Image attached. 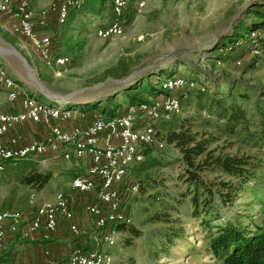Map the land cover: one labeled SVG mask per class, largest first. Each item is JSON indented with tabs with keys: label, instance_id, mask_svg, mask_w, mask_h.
Here are the masks:
<instances>
[{
	"label": "rangeland",
	"instance_id": "374dc122",
	"mask_svg": "<svg viewBox=\"0 0 264 264\" xmlns=\"http://www.w3.org/2000/svg\"><path fill=\"white\" fill-rule=\"evenodd\" d=\"M81 1L82 9L70 18V24L58 29L61 37L53 38L57 53L71 59L66 65L50 68L36 59L19 37L6 35V31L0 33V62L39 101L54 106L63 104L84 116L98 111L111 95L145 79L155 69L157 72L171 67L160 77H150L149 83L157 89L159 78L164 80L178 74L203 78L193 74L197 67L217 75V84L211 85L214 89L229 88L221 82L227 79L234 88L240 87L246 93L245 98L236 95L247 111V121L235 133L204 126L205 119H211L212 124L222 121L212 115L206 117L195 98L183 102L177 116L187 120V127L191 125L193 131L212 134L216 140L210 149H215L216 154H253L264 161V144L257 145L258 140L252 136L264 127V57L251 54L253 43H247V39L235 47L230 43L238 30L255 27L256 22L262 21L259 12L264 14V0H129V12L134 17L124 18L123 33L109 39L97 36V29L111 21L109 11L93 16L89 12L90 0ZM141 1L146 4L138 11ZM36 12L47 16L50 25L54 21L48 8L37 6ZM259 29L264 30V26ZM258 45L264 47V42ZM13 51L29 56L30 62L25 57L28 68L48 93L28 72L22 57ZM118 98L124 101L123 97ZM5 99L0 94V109ZM121 105L120 110L127 106ZM171 121L154 123L157 139L165 145L147 148L141 163L152 160L155 167L146 173L137 172L141 163L130 169V178H137L140 191L123 203V209L132 219L130 228L113 229L116 246L107 249L115 258L114 264H225L207 250L209 239L219 230L214 228L209 232L199 219L191 217V197L186 196L188 185L179 179L184 171L181 153L166 138ZM60 164L37 165L39 171L54 174L53 180L43 188L22 185L6 167L0 170V209H26L31 192L37 193L40 202L66 190L75 173ZM257 173L258 179L239 193L233 206H219L220 219L214 220V225L239 223L251 231H256L255 224L264 225V162ZM207 177L213 181L231 179L220 172L208 173ZM156 214L162 217L160 222L153 218ZM132 229L139 235H132ZM165 229L179 231L182 236L169 243L162 235Z\"/></svg>",
	"mask_w": 264,
	"mask_h": 264
},
{
	"label": "built area",
	"instance_id": "2783aa9c",
	"mask_svg": "<svg viewBox=\"0 0 264 264\" xmlns=\"http://www.w3.org/2000/svg\"><path fill=\"white\" fill-rule=\"evenodd\" d=\"M112 1L115 19L97 29V36L103 39L119 36L124 31L121 17L129 0ZM145 4L141 1L138 11ZM82 5L81 0H52L49 10L57 16L58 24L63 25ZM0 14L12 19L14 32L32 44L48 67L68 63V57H56L53 34L47 30L48 17L35 14L32 0H0ZM248 37L247 43H253L251 54L263 58L264 47L258 43L264 42V30H252ZM157 85L163 92L149 103L127 105L113 117H106L99 111L83 116L66 105L54 106L39 101L22 89L0 62V91L7 93L10 102L18 101L20 107L18 111L0 113V170L8 161L32 160L42 166L55 158L79 161L87 157L90 161L87 173L73 176L70 186L84 195L98 192L96 201L84 206L95 230L94 241L89 247L77 243L63 258L46 251L43 263L17 264H114L115 258L108 250L116 246L113 229L121 223L132 222L123 203L140 191L137 178H130V169L144 161L147 148L164 147L165 144L157 139L154 123L170 121L180 114L179 95L194 88L196 83L178 74L164 80L159 78ZM204 114L210 117L207 111ZM23 124L42 125L48 132L42 140H29L17 132ZM28 209L32 219L25 227L22 226L24 215L21 211L0 212V254L7 249L8 229L23 238H31L40 229L49 236L59 228L61 216L70 222V231L75 238L85 234L74 222V206L63 190L57 193L54 202L42 203L38 201L37 193L31 192Z\"/></svg>",
	"mask_w": 264,
	"mask_h": 264
},
{
	"label": "trees",
	"instance_id": "16d2710c",
	"mask_svg": "<svg viewBox=\"0 0 264 264\" xmlns=\"http://www.w3.org/2000/svg\"><path fill=\"white\" fill-rule=\"evenodd\" d=\"M89 3L91 15H100L102 11L107 10L110 13L111 21L115 19L112 0H90ZM133 15L134 13L131 14L129 7H127L121 18L128 17L131 20L134 17ZM259 15L262 21L256 22L255 24L257 25L255 27L246 26L241 29L243 33L238 30L239 33L234 34L231 39L232 42H230L233 47L244 41L247 35H250V31L264 26V14L259 12ZM67 24L70 23L67 21L65 25ZM69 44L71 43L68 42ZM69 48L72 49L73 47ZM58 54L65 56L59 52ZM167 68L171 67L157 69V72L155 69V73H149L145 79L139 80L122 91L111 95L98 111L106 117H113L120 111L121 104L138 105L151 102L152 99L158 97L156 95L162 94L163 91H161L159 86L155 89L152 83H149V79L151 76L160 77ZM195 69L196 71L193 74H200L203 78L195 75L187 77L195 82L196 86L179 95L181 102H190L191 98H195L197 107L200 110L207 111L210 117L212 115L222 121V123L216 122L212 124L211 119H205L204 126L213 127L220 132L235 133L237 128L240 125H244L247 121V111L237 100L236 94L240 98H245L246 93L240 91V87L234 88L227 79L221 82L227 84L229 88L224 91L214 89L211 85L217 84V75L197 67ZM145 83H147L146 87ZM155 92H158V94H155ZM146 93L150 95L145 96ZM119 96L120 98L123 97L124 101H120ZM187 122V120L176 115L172 119L171 124L167 126L166 138L168 143L174 144L181 153L184 171L179 176V179L188 185L186 196L191 197V217L199 219L201 226L208 229L209 232L214 228L219 230L218 233L209 239L207 243L208 252L225 264H264V225L255 224L256 231H251L244 224L228 223L224 225L218 223L214 225L212 223L214 220L220 219L219 206H233L239 193L243 192L254 180L258 179L257 172L264 161L253 154H216L215 149H210L211 144L216 140L213 135L193 131L191 125L187 127ZM252 136L258 140L257 145L264 144V127L259 133H253ZM37 165L39 164L32 160H21L8 161L5 167L7 172L22 185H37L39 188H43L53 180L54 174L51 171H39ZM154 167L155 163L152 160H148L137 166V172L146 173L147 170ZM214 172L224 173L231 179L226 181L210 180L207 175ZM176 208L178 209L179 207ZM177 209L171 208L170 210L176 212ZM1 211L3 210L0 209ZM153 218L157 221L162 219L157 214ZM164 222L168 223L169 221ZM131 224L121 223L116 225V228H130ZM132 235H139V233L132 229ZM162 235L169 243H173V240L182 236L181 232L168 229L163 230Z\"/></svg>",
	"mask_w": 264,
	"mask_h": 264
},
{
	"label": "crops",
	"instance_id": "0c3cea01",
	"mask_svg": "<svg viewBox=\"0 0 264 264\" xmlns=\"http://www.w3.org/2000/svg\"><path fill=\"white\" fill-rule=\"evenodd\" d=\"M51 1L52 0H44V1L32 0V7L34 9L35 14L36 15L39 14L36 12L37 6H39V8L49 9V5ZM75 12L71 13L70 18L73 17ZM53 14L51 15V18L54 19L55 22L52 21L50 25L48 18L49 25L47 27V30L53 34V38L54 36H58V38H60L61 35L59 34L58 29H60L62 26H65V24L59 25L57 22V16L55 14L53 16ZM39 16L42 15L39 14ZM5 31H6V35H8V33L13 34L19 37L22 41H24L25 44L33 52L34 57H36V59H38L40 62L42 61L46 65V63L43 61L41 56L35 51L32 44L26 38H23L14 32L12 19L7 15L0 14V33H4ZM55 53L56 55H58V57L60 56L57 53V50L55 51ZM24 56L29 61V56L26 53H24ZM70 61L71 59L69 58L68 63ZM54 66H59V65H54ZM33 67L37 69L36 66ZM8 73L12 78L15 79V77H13L9 71ZM15 80L19 82L17 79ZM20 85L23 87L22 89L29 92L28 89L24 86V84L20 83ZM0 94L4 95L6 98L4 106L0 109V113L9 112V111H18V109L20 108L18 101L10 102L7 98V93L5 91H0ZM89 113H87V115ZM17 132L23 134L29 140H42L44 136L47 134L48 128L42 125L23 124L18 127ZM60 162H61L60 165L68 166L72 170V172L75 173V175L86 174L90 164V161L87 157L82 158L79 161L77 160L66 161L63 158H55V159H51L46 164L52 163V164H56V166H59L57 164H59ZM66 188L67 189L63 191L66 193L67 197L72 202L75 209L74 222L79 226V228L83 232H85V234L82 235L81 237L75 238L72 232L70 231V222L65 218H63L62 216L59 218V228L55 233L49 236H47V233L44 231V229H40L39 231L34 233L31 238H23L21 234L13 233L8 229L5 238L7 249L5 250L4 253L0 254V264H17L18 262L26 263L30 261H38L43 263L46 259V251H50L57 258H63L70 252L71 248L75 244L80 243L83 244L85 247H89L93 243L95 237L94 236L95 230L93 228L92 218L86 211H84V206L88 203H93L94 201H96L98 192L94 191L90 194L84 195L72 189L70 183ZM57 193L53 195L52 199L43 200V201L40 200V203L44 201L54 202L56 200ZM26 206H27L26 209L24 208V209L16 210V211H21L24 215V221L22 224L23 227H25V225H27V223L32 219V212H30V210L28 209V203Z\"/></svg>",
	"mask_w": 264,
	"mask_h": 264
},
{
	"label": "water",
	"instance_id": "95a60500",
	"mask_svg": "<svg viewBox=\"0 0 264 264\" xmlns=\"http://www.w3.org/2000/svg\"><path fill=\"white\" fill-rule=\"evenodd\" d=\"M14 53H16L17 55H19V56H21L22 57V59H23V61H24V63H25V65L27 66V61H26V59L21 55V53H19L18 51H13ZM27 69H28V72L30 73L32 70L31 69H29L28 68V66H27ZM31 73H33V74H35L33 71L31 72ZM30 73V74H31ZM35 79H38L36 76H35ZM36 81V80H35ZM39 81V80H38ZM39 83L41 84V82L39 81ZM43 85V84H42ZM46 92H47V90H46ZM48 93V92H47Z\"/></svg>",
	"mask_w": 264,
	"mask_h": 264
},
{
	"label": "bare ground",
	"instance_id": "6f19581e",
	"mask_svg": "<svg viewBox=\"0 0 264 264\" xmlns=\"http://www.w3.org/2000/svg\"><path fill=\"white\" fill-rule=\"evenodd\" d=\"M31 72H32V71H31ZM31 72H30V73H31ZM31 75H32V77L34 78V80H36V82H37V83H38V84H39V85H40V86L46 91V88L42 85V83L40 84L39 81H38V79H35V76H36V75L33 74V73H31Z\"/></svg>",
	"mask_w": 264,
	"mask_h": 264
}]
</instances>
